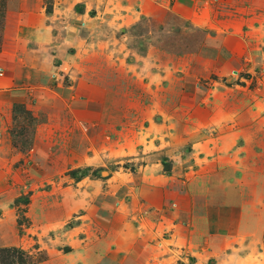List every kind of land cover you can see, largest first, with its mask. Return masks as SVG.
Listing matches in <instances>:
<instances>
[{"label":"rangeland","instance_id":"1","mask_svg":"<svg viewBox=\"0 0 264 264\" xmlns=\"http://www.w3.org/2000/svg\"><path fill=\"white\" fill-rule=\"evenodd\" d=\"M167 1L158 7L119 0L120 8L89 0L84 12L82 4L67 3L56 12L66 22L54 25L59 40L72 28L69 19L80 34L76 45L63 43L75 56L65 59L56 79L91 93L84 97L90 108L51 105L50 137L39 138L34 151L53 153L54 170L41 169L33 192L25 188L29 172L0 181V247L55 264L40 247L63 241L66 229L79 226L75 239L102 248L113 222L138 221L156 235L169 264H264L262 235L250 231L257 225L264 231V65L255 58L253 67L233 61L221 70L219 36L203 41L192 23L228 24L224 9H207L201 18L205 5ZM53 3L0 0V67L9 53L35 49L19 39L27 20H42ZM255 17L262 22L254 50L260 54L264 10ZM4 97L0 92V111ZM48 113L36 110L33 121L20 116L12 126L17 144L30 149ZM63 203L73 207L65 213L69 221L45 232L64 219Z\"/></svg>","mask_w":264,"mask_h":264},{"label":"crops","instance_id":"2","mask_svg":"<svg viewBox=\"0 0 264 264\" xmlns=\"http://www.w3.org/2000/svg\"><path fill=\"white\" fill-rule=\"evenodd\" d=\"M154 1L151 0V4L158 7H165L168 3L167 0ZM194 1L205 5L201 11V18L207 9L215 12L224 9L230 19L228 24L220 19H211L205 23H192L194 27L203 32V41L209 34L219 36L218 45L215 48V61L221 64V70L229 71L233 66V61H237L238 65L239 62L245 61L248 66L253 67L255 58H258L257 61L264 65V50L260 54H254V50L258 49V34H261L262 31V22L255 17V13L264 10V0ZM53 2L50 13H46L44 18H41L42 20H38L37 23L32 22L31 19L27 20L23 39H19L26 40L35 49L25 52L26 54L21 53L24 56L19 54L18 50L9 53L7 60L3 59L4 67H0V92L5 94L3 98L5 108L0 111V174L4 176L0 181L10 180L8 175L16 179L21 173L29 172L27 180L31 179L32 181L25 184L28 192H33V187L41 183L42 168L45 171L46 169L54 170L50 162L53 159V153L48 156L49 153L46 151L43 153L34 151L39 138L50 137L49 124L56 118L50 111L51 105L60 101L68 106L87 107V111L90 108V99L84 97L91 93L84 91L76 84L63 86L56 79V75H60L58 70L64 67L65 59L70 60L75 56L66 53L63 43L76 45V38L80 35L76 32L77 21H73V19L67 21L72 28L62 41L59 40V34L55 35L56 30H54V25L64 23L55 14L65 7V3L69 6L82 4L84 12L89 0H53ZM141 3L142 1L139 4ZM209 3L212 8L207 7ZM105 5L107 7L109 5L122 7L119 0H105ZM54 15L55 17H53ZM254 22H257V25ZM84 27L89 28L87 23ZM260 40H262L261 37ZM262 44L264 47V41ZM72 72L75 73L71 67L67 72L68 83L74 81ZM27 74L32 76H27ZM64 76L62 75L60 78H64ZM55 88L57 89L55 90ZM44 101L46 104L42 103L38 108L32 105L33 102ZM36 110L47 113L49 111L46 117L47 122L41 124L43 126H36L33 144L30 149H27L25 145L17 144L19 142L14 140V127L12 126L22 115L31 116V121H33L36 118ZM46 173L49 175L48 172ZM34 195L35 193L32 196ZM64 197L63 195L59 201H62ZM63 206V214L73 209V207L66 206L65 203ZM23 213L25 214V212ZM70 215L65 214L64 219L61 217L62 220L56 226L45 227V232L58 230L64 226L69 221ZM261 217L264 219V211ZM136 222L137 225L126 222L124 227L122 222H113L111 230L107 234L106 246L102 248L87 247L84 238L75 239L76 230L80 229L77 225L66 229L67 232L63 233L65 235L63 241H55L52 238L50 245L46 246L45 244L40 248L47 251L55 264H169L167 252L160 249V241L156 235L149 228L142 229L141 222ZM250 231H254V234L260 233L261 240L264 242V231L261 226H254ZM57 245L60 249L57 248L55 253L49 250L50 247H57ZM64 245L69 248L67 251L61 250Z\"/></svg>","mask_w":264,"mask_h":264},{"label":"trees","instance_id":"3","mask_svg":"<svg viewBox=\"0 0 264 264\" xmlns=\"http://www.w3.org/2000/svg\"><path fill=\"white\" fill-rule=\"evenodd\" d=\"M50 13V10H47ZM0 264H39V262L25 250L10 246L0 247Z\"/></svg>","mask_w":264,"mask_h":264},{"label":"bare ground","instance_id":"4","mask_svg":"<svg viewBox=\"0 0 264 264\" xmlns=\"http://www.w3.org/2000/svg\"><path fill=\"white\" fill-rule=\"evenodd\" d=\"M245 230V229H244Z\"/></svg>","mask_w":264,"mask_h":264}]
</instances>
